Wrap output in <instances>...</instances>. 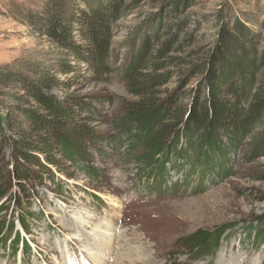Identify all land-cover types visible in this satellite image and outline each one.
<instances>
[{
  "label": "rangeland",
  "instance_id": "rangeland-1",
  "mask_svg": "<svg viewBox=\"0 0 264 264\" xmlns=\"http://www.w3.org/2000/svg\"><path fill=\"white\" fill-rule=\"evenodd\" d=\"M88 2L117 7L98 71L80 29ZM55 14L71 22L70 47L47 33ZM246 45L251 85H263L264 0H0V264H264V122L234 137L188 119L211 93L229 112L245 104L235 55ZM43 71L92 136L49 135L58 162L38 168L13 139L32 136L27 114L45 117L28 84ZM19 164L42 175L24 192ZM220 228L216 244L192 236Z\"/></svg>",
  "mask_w": 264,
  "mask_h": 264
},
{
  "label": "trees",
  "instance_id": "trees-1",
  "mask_svg": "<svg viewBox=\"0 0 264 264\" xmlns=\"http://www.w3.org/2000/svg\"><path fill=\"white\" fill-rule=\"evenodd\" d=\"M88 12H84L85 17L84 24L80 28L82 35L86 37L89 44L92 46L93 60L91 66L94 70L98 71L100 65L102 66L103 61L107 58V31L106 18L113 15L117 7H104L102 5L93 6L88 2ZM105 18V19H104ZM71 22L68 18L65 19L61 14H55L51 16L47 24V33L66 46L71 45L70 32ZM72 46V45H71ZM169 48V45H165V49ZM250 49L248 45L244 48H239L235 55V62L239 75V81H241L242 95L240 96L242 101L245 102L243 106L240 104H233L234 108L229 112L225 103L221 102L216 95L209 98L212 95L208 94L194 106L192 114L188 115V119L191 120V124L195 126V130L203 128L206 123L213 122L217 125H222L226 130H229L235 134L245 135L255 128L260 127L264 122V84L260 86L252 87V81H254V65L252 59L249 58ZM162 57V56H159ZM140 60L141 55L138 57ZM137 62V61H136ZM160 68L158 65H154V70L158 71ZM151 80H157L156 77H150ZM135 83V81H133ZM32 88L33 96L36 100L41 103L42 108L45 110L44 119L37 120L32 115L27 114L26 123L30 124L32 128V136L27 133V129L19 128L15 131V138L13 139L14 145L18 146L23 150L24 165L36 166L38 168L43 167L45 163L54 165L56 167L57 160L54 158V153L51 148V144L46 141L49 135L55 136L56 138L64 139V135L74 140L73 144L78 141L82 142L85 139L91 137L90 131L87 129L85 122L78 121L76 119L77 114L74 112L73 107L76 105V101L71 97H57L51 93L52 89L56 86L54 79L51 75H47L46 72H37L33 80L29 81ZM131 87L133 85H130ZM232 87V86H231ZM245 96V97H244ZM146 107L142 105L138 109L137 113H147L149 106L153 109L156 103H146ZM160 107V105H159ZM162 110L164 107H160ZM166 110V109H165ZM169 112L170 110L167 109ZM155 117L151 120L155 122L159 117V112H154ZM171 113V112H170ZM186 109L184 106H175L173 113L170 116L171 121L177 124L181 121L182 117L186 115ZM167 117V115H166ZM182 122V121H181ZM184 123V122H182ZM242 136V135H241ZM35 138V139H34ZM63 141H67L64 139ZM74 152V151H73ZM39 155L42 159L39 158ZM29 167L23 168L21 164L17 165L15 171L11 173L13 180L18 182L24 192L26 189L23 186V182L27 180L40 179L42 175H32L28 171ZM1 170V167H0ZM14 176V177H13ZM2 194V192H0ZM23 215H21L23 222ZM224 230V229H223ZM223 230L216 229L214 232H207L204 230L195 231L192 236H196L197 240L205 239L207 242L210 240L217 243L220 239ZM211 244V243H210ZM202 246V245H201ZM210 245H203L205 250ZM192 247V246H191Z\"/></svg>",
  "mask_w": 264,
  "mask_h": 264
},
{
  "label": "bare ground",
  "instance_id": "bare-ground-1",
  "mask_svg": "<svg viewBox=\"0 0 264 264\" xmlns=\"http://www.w3.org/2000/svg\"><path fill=\"white\" fill-rule=\"evenodd\" d=\"M85 251H87V250H85ZM94 253H96V252H94ZM128 256H129L128 258L126 255L123 256V258H125V259L127 258L126 259L127 264H129V263H132V264H154L153 262H155V261L152 262V259L143 258V257H140L138 255H135V256H137L135 259L131 255H128ZM229 264H231V263H229Z\"/></svg>",
  "mask_w": 264,
  "mask_h": 264
}]
</instances>
